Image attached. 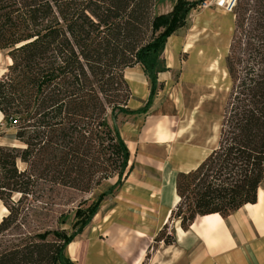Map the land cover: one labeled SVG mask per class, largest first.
I'll use <instances>...</instances> for the list:
<instances>
[{
  "label": "trees",
  "instance_id": "1",
  "mask_svg": "<svg viewBox=\"0 0 264 264\" xmlns=\"http://www.w3.org/2000/svg\"><path fill=\"white\" fill-rule=\"evenodd\" d=\"M201 1L175 0L168 12L151 15L154 0H0V50L11 58L0 77V111L23 145H0V201L7 209L0 236L29 197L37 199L55 187L81 189L87 175L97 176L94 185L116 175L75 231L54 241L46 240L48 231L26 242L6 239L0 243V264H71L65 247L131 168L117 126L106 121L103 90L95 81L103 65L98 62L118 34L123 41L126 37L120 57L112 58L114 82L128 89L123 70L140 64L150 80L149 104L157 73L164 70L158 57L166 38ZM232 10L225 57L230 88L218 145L197 167L176 176L180 199L170 217L179 219L183 229L197 214L224 217L254 203L264 183V0H235ZM144 22L155 35L138 46L131 37ZM142 109L129 110L125 102L117 112ZM18 160L25 166L20 168ZM14 194L19 197L13 199ZM158 239L175 240L166 226Z\"/></svg>",
  "mask_w": 264,
  "mask_h": 264
},
{
  "label": "crops",
  "instance_id": "2",
  "mask_svg": "<svg viewBox=\"0 0 264 264\" xmlns=\"http://www.w3.org/2000/svg\"><path fill=\"white\" fill-rule=\"evenodd\" d=\"M173 4L170 2L166 11L158 13L168 12ZM233 21L234 17L232 30ZM188 31L181 27L166 38L164 70L157 73L156 90L149 104L150 80L141 65L124 71L129 89L126 108H144L137 113H121L116 121L129 151L131 168L121 183L100 200L94 214L65 247L71 264H264L263 182L254 203L243 204L224 217L219 213L197 214L187 229L180 226L179 219L170 217L180 199L176 176L197 167L217 147L226 102L223 98L219 108L209 110L208 100L203 98L208 93V75H203L202 90V74L186 70L194 63H209L202 54L206 44L196 46L199 54L192 55L191 61L178 62L181 50H194ZM231 34L221 68L222 76L228 78V88L225 57ZM183 63L187 66L182 71ZM10 64L7 51L0 50V77ZM188 80L196 82L197 94L192 105L185 107L182 95ZM172 95L175 110L170 108ZM0 145L23 146L4 123L1 111ZM18 164L25 166L19 160ZM6 211L0 201V219ZM165 226L175 239L171 243L158 239Z\"/></svg>",
  "mask_w": 264,
  "mask_h": 264
},
{
  "label": "rangeland",
  "instance_id": "3",
  "mask_svg": "<svg viewBox=\"0 0 264 264\" xmlns=\"http://www.w3.org/2000/svg\"><path fill=\"white\" fill-rule=\"evenodd\" d=\"M166 1L168 2L167 4ZM231 1L232 0H219L218 3V0H203L197 3L194 7L189 9L185 24L182 26L183 29L189 28L187 36L190 38V41H194L193 43L195 44H192L191 48H194V50H187L186 53L181 50L178 53V62L182 63V60H184L185 63L191 61L192 55L194 56L195 53L198 52L196 46L198 44H206L205 47H202V54L204 53V55L208 57L210 60L209 63H194L190 66L183 63L182 71L187 66L186 70L188 72L202 74L204 81L200 85L202 90H204L203 84H205L203 75H208L210 81L208 83V93H205L206 95H204L203 98L208 100L209 110H216L219 108L223 98L227 99L226 94L229 92V81L226 76H222L221 68L222 57L227 47L229 33L232 31L234 10L229 8ZM170 2L174 3L175 0H154L151 15L160 11H166ZM154 35L148 23L144 22L143 25H139L138 28L134 30L131 42L133 43L135 41L134 43L139 46L151 40ZM126 40V37H124L123 41V36L118 34L111 42L109 52L105 53L102 58V61L106 63L102 61L98 62L103 63V65L100 66L102 71L95 78L97 87H101L103 90L100 95L105 100V116L110 126L116 125V121L120 114L117 112V107H124L128 96L127 87L114 82L115 78H113V75L116 73L117 68L116 63L112 61V58L118 59L120 57L121 46L123 42L125 45ZM205 49L206 51H204ZM196 58H198V56ZM158 61L161 66L163 61L162 53H160ZM126 68H124L123 73ZM213 76H215V78ZM195 86L196 82L191 80L186 81V84L183 86V91H185V93L182 96L185 107L192 105L196 97L197 88ZM174 101L172 95L170 97V108L172 110L176 109ZM158 127H160V125ZM12 130L14 132L16 128L13 127ZM19 167L22 168L21 165H19ZM96 179V175L91 177L87 175L84 180V186L81 187V189L73 187H55L51 190L45 189L37 199H31L29 197L24 200L23 203L19 205L12 226L3 236H0V243L6 242V239L14 243L20 241L26 242L31 237L37 238L36 236L38 234L45 231H48L46 236V240L48 241L62 239L63 236L69 235L88 217L99 195L106 191L111 183L116 181V175L107 180H102L99 185H94ZM87 185L90 187H86ZM18 197L19 194L13 195V199H17ZM3 211L5 210L3 209ZM1 214L2 212H0V215Z\"/></svg>",
  "mask_w": 264,
  "mask_h": 264
},
{
  "label": "built area",
  "instance_id": "4",
  "mask_svg": "<svg viewBox=\"0 0 264 264\" xmlns=\"http://www.w3.org/2000/svg\"><path fill=\"white\" fill-rule=\"evenodd\" d=\"M221 1H223V0H221ZM234 2H235V0H232L231 3H230V7H229V8H230L231 10H232V7H233V5H234ZM218 3H219V0H218Z\"/></svg>",
  "mask_w": 264,
  "mask_h": 264
}]
</instances>
